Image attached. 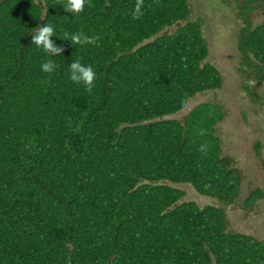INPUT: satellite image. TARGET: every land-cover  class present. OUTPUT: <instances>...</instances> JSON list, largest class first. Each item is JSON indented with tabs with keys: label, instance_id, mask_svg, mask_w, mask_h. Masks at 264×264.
Instances as JSON below:
<instances>
[{
	"label": "trees",
	"instance_id": "obj_1",
	"mask_svg": "<svg viewBox=\"0 0 264 264\" xmlns=\"http://www.w3.org/2000/svg\"><path fill=\"white\" fill-rule=\"evenodd\" d=\"M63 2L0 0V264H264V241L229 229L242 178L215 135L221 109L172 118L223 83L194 7L87 0L72 14ZM236 2L242 87L259 103L248 83L264 87V22L250 16L264 0ZM44 23L93 42L53 36L64 51L48 57L31 44ZM75 60L94 68L91 92L70 80ZM177 185L220 207L180 203ZM262 199L256 188L245 205Z\"/></svg>",
	"mask_w": 264,
	"mask_h": 264
},
{
	"label": "rangeland",
	"instance_id": "obj_2",
	"mask_svg": "<svg viewBox=\"0 0 264 264\" xmlns=\"http://www.w3.org/2000/svg\"><path fill=\"white\" fill-rule=\"evenodd\" d=\"M243 4V0H238ZM194 7L191 20L202 18L203 34L208 42L209 56L206 59L216 67L222 77L220 90L206 92L189 101L186 109L172 118L182 121L195 106L212 102L223 114L222 120L215 126V135L219 138L222 157L231 158L233 167L240 171L242 178L238 197L224 207L229 229L247 234L264 241V199L247 207L246 199L255 191H264V173L261 162L264 160V87L259 81L251 79L249 86L261 96L259 103H252L243 91L242 81L247 76L242 70L241 55L237 51L238 29L242 24L237 17L236 0H188ZM191 6V7H192ZM253 27L264 22V10L254 8L251 11ZM174 28H171L173 31ZM242 69V70H241ZM240 70V71H239ZM260 142V154L255 148ZM185 191L180 203L192 201L200 208L218 206L216 199L199 195L189 185H177ZM179 204V203H178Z\"/></svg>",
	"mask_w": 264,
	"mask_h": 264
},
{
	"label": "clouds",
	"instance_id": "obj_3",
	"mask_svg": "<svg viewBox=\"0 0 264 264\" xmlns=\"http://www.w3.org/2000/svg\"><path fill=\"white\" fill-rule=\"evenodd\" d=\"M87 0H64L61 8L66 13L79 14L85 8ZM48 9V8H47ZM47 9L44 11L47 12ZM140 14V5L138 4L135 9L134 15ZM41 18H44L43 16ZM31 32V44H34L38 49L42 50L48 57L61 56L64 48L56 41L50 39L56 36L60 41H69L72 44H84L93 42L89 37L82 34H69L64 33L63 39L57 34L56 26L52 23H44L42 26L34 28ZM57 68V64L51 58L47 59L41 65V70L45 73H53ZM70 80L76 84H83L85 90L91 92L94 87L96 73L91 65H86L75 60L69 65Z\"/></svg>",
	"mask_w": 264,
	"mask_h": 264
}]
</instances>
